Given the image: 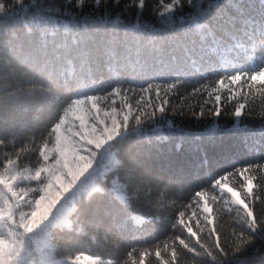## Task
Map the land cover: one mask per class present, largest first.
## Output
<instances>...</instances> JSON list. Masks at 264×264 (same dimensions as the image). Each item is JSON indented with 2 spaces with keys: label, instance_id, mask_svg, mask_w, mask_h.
Segmentation results:
<instances>
[{
  "label": "trees",
  "instance_id": "trees-1",
  "mask_svg": "<svg viewBox=\"0 0 264 264\" xmlns=\"http://www.w3.org/2000/svg\"><path fill=\"white\" fill-rule=\"evenodd\" d=\"M90 96L129 108V129L100 188L51 227L55 255L264 264V0H0V170L36 167Z\"/></svg>",
  "mask_w": 264,
  "mask_h": 264
},
{
  "label": "rangeland",
  "instance_id": "rangeland-1",
  "mask_svg": "<svg viewBox=\"0 0 264 264\" xmlns=\"http://www.w3.org/2000/svg\"><path fill=\"white\" fill-rule=\"evenodd\" d=\"M128 109L106 107L95 96L76 98L55 122L53 139L42 147L36 167L0 170V264H102L87 252L55 255L49 232L52 226L69 225L80 193L100 188V178L116 162L111 140L129 129ZM216 187L226 193L228 206H246L245 193L227 180ZM251 187V179H243L244 191ZM201 207L209 213V205L202 202ZM143 218L132 214L135 223Z\"/></svg>",
  "mask_w": 264,
  "mask_h": 264
}]
</instances>
